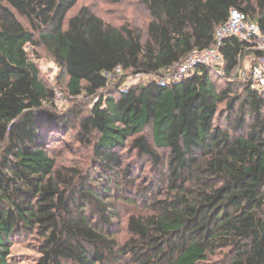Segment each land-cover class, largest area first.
<instances>
[{"label":"trees","instance_id":"1","mask_svg":"<svg viewBox=\"0 0 264 264\" xmlns=\"http://www.w3.org/2000/svg\"><path fill=\"white\" fill-rule=\"evenodd\" d=\"M80 1L0 0V264L23 234L39 239L35 264H264V90L233 76L264 49L228 37L224 74L198 66L179 81L119 85L85 116L57 110L27 50L49 53L71 96L97 98L117 71L172 76L216 46L232 9L264 35V0H136L146 30L114 26L87 6L70 16ZM237 89L245 98L232 121ZM222 104L231 130L217 124ZM73 127L93 150L97 180L58 168L50 154L51 138ZM126 152L151 163L154 184L136 185ZM138 200L144 211L129 216L120 243L117 204Z\"/></svg>","mask_w":264,"mask_h":264},{"label":"rangeland","instance_id":"2","mask_svg":"<svg viewBox=\"0 0 264 264\" xmlns=\"http://www.w3.org/2000/svg\"><path fill=\"white\" fill-rule=\"evenodd\" d=\"M83 6L90 7L96 15L117 27L124 24H132L146 30V25L149 22L148 15L138 5L136 0H81L72 10L70 16L77 13V11ZM27 50L31 59L39 67L43 81L48 85V87L54 90V104L56 105L57 110L62 113H65L73 108H77L80 110L82 109L85 116L93 107V103L99 100V97H105L114 92L115 88L119 85L123 88H128L133 85H143L153 79L168 81L171 77L156 78L132 72L124 73L117 71L114 76L112 75L109 77L111 82L110 87L101 91L97 98H74L67 92L66 86L68 78L60 71L49 53L41 46L36 48L29 46ZM254 64V59L250 56H244L239 69L233 74V76L242 80V73L246 72L248 74ZM223 84L222 80L218 81V86L220 88H222L221 86H223ZM234 96L238 97V101L236 111L231 116L232 121L238 114L239 107L245 98L242 89H237ZM245 112L247 115V108H245ZM231 120L228 119L226 105L222 104L220 106L217 124H220L224 130H231ZM78 130V127H73L69 133L58 134L57 136L52 137L49 146L50 154L55 159L58 168H78L84 175H90L92 177L95 176L97 180L100 175H96V172H99V169L96 168L97 164L93 156V150L91 147H86L75 139ZM145 134L149 137V139H152L151 127H147ZM162 152L165 153V151ZM125 161L127 164L132 166V169L134 170L132 178L136 181V185L139 188L145 189L154 184V181L158 179L159 176L156 174V171L152 169L151 163L146 160H137L135 154L126 152ZM104 176V179H101L102 182L106 181L107 177L106 175ZM162 189L163 187L160 190L164 193ZM141 201L138 200L134 203V205L125 203L117 204L121 217L114 222V232L120 243H123L128 238L127 222L129 216L144 211V204ZM39 243V239L36 235L23 234L17 236L11 248V255L9 257L10 264H35L40 256L38 252ZM124 264L135 263L130 260ZM205 264H219V260L217 258H211Z\"/></svg>","mask_w":264,"mask_h":264},{"label":"built area","instance_id":"3","mask_svg":"<svg viewBox=\"0 0 264 264\" xmlns=\"http://www.w3.org/2000/svg\"><path fill=\"white\" fill-rule=\"evenodd\" d=\"M215 37V47L191 55L177 67L168 80H182L198 66H207L216 69L219 75L224 74V59L220 48L223 41L228 37H237L256 48L264 49V35H262L260 28L255 23L250 22L246 14L238 9L231 10L228 21L216 30ZM241 78L244 81H250L255 88L264 90V57H259L249 73H242Z\"/></svg>","mask_w":264,"mask_h":264}]
</instances>
